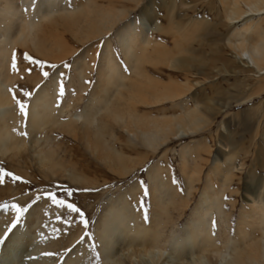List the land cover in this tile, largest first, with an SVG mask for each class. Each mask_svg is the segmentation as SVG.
<instances>
[{"label":"bare ground","instance_id":"6f19581e","mask_svg":"<svg viewBox=\"0 0 264 264\" xmlns=\"http://www.w3.org/2000/svg\"><path fill=\"white\" fill-rule=\"evenodd\" d=\"M143 1L0 0V156L20 162L21 155L30 153L43 173H63L77 183L96 186L103 183L87 177L91 165L77 166L76 162H68L66 155L60 156L59 147L49 141L48 130L58 129L80 138L98 163L125 177L173 138L185 139L209 130L217 118L229 115L234 105L249 104L236 115L238 120L230 119L226 134L219 127L221 154L212 161L192 217L181 233L174 229L194 197L196 185L203 180L202 155L211 153L208 147L204 153L199 151L206 139L182 146L185 193L170 168L159 161L154 163L147 171L153 205L151 221H146L134 205L141 191V184L135 183L130 192L110 197L99 216L97 236L102 256L89 262L92 255L84 250L68 257L64 264H264V0H218L219 9L215 7L217 0H160L157 14L154 3L149 2L141 10L145 27L136 22L120 27ZM153 11L151 19L148 14ZM113 31L127 66L117 61L108 40L97 83L79 113L72 112L81 99L76 95L59 109L56 94L62 86L60 70L47 84L39 77L36 81L40 89L31 103L30 140L20 137L22 129L15 123L17 108L11 107L15 96L10 87L19 78L20 60L27 62L34 53L64 65L77 55L75 75L85 88L95 65L92 44ZM164 35L171 38L170 44L162 38ZM77 44L85 48L79 55ZM160 68L184 76L158 80L152 72ZM228 77L235 81L225 85L223 80L229 82ZM194 88L200 91L196 100H191ZM164 105L169 106L158 110L157 117L140 112L141 108ZM118 129L132 137L127 141V150L117 148L113 142L119 138ZM188 150L198 153L196 157L191 155L197 163L194 167L190 166ZM249 159L252 163L248 166ZM245 171L247 177L240 185ZM234 185L243 188L251 208L243 207L238 238L229 237L227 226L225 234L221 232L220 243L215 232L216 217L229 225L226 200L237 194ZM1 188L4 193L0 197L13 196L14 191H7L12 189L10 184ZM15 212L14 207L0 208V236H4L0 241V264L23 247L43 254L28 264H57L48 253L58 241L50 242V236L42 234L51 227L43 228L41 210L33 209L23 222L10 229Z\"/></svg>","mask_w":264,"mask_h":264},{"label":"rangeland","instance_id":"374dc122","mask_svg":"<svg viewBox=\"0 0 264 264\" xmlns=\"http://www.w3.org/2000/svg\"><path fill=\"white\" fill-rule=\"evenodd\" d=\"M149 2L154 3L156 10L155 14H157L161 1L144 0L143 4H141L133 13H131L126 23L121 24L120 27L130 25V23L133 22L139 23V27L141 28L145 27V23V26L141 24V10L142 8H145L144 5L149 4ZM216 2L217 4L215 5V7L219 9V1L217 0ZM185 8L186 7H184V9ZM155 14L153 11L151 12V14H148V16H150L152 19ZM163 14L164 12H161V15ZM212 14H214V10L212 11ZM202 15L203 13L195 17L199 18V16ZM146 20L148 21L147 17ZM148 22H150L151 24V20H149ZM114 36L115 33L113 31L107 35L100 37L99 39H96L93 42V49L91 53L96 54V57L94 59L95 65L90 72V76H88L86 79V81L88 80L89 82H87V87L85 88L83 87L82 82H80V79L76 77L77 75H75L77 73L75 71L73 63L77 55H72L70 59H68L66 63H64V65H61V63H55L49 59L43 58L34 53H30V56L32 57L26 62L22 58L24 57V55L22 54L24 49L22 50V48H20V50H22V52L20 51V58L22 59L20 60L19 64V78L18 80H16L17 82L15 83V86H10L15 96V103L11 107H15V109L17 108L16 116L18 119H16L17 121L15 123L20 124L19 126L22 129V132L20 131V137H25L26 139L30 140V110L33 97L40 89L41 84L36 81V79H38L39 77L42 78V83L47 84L51 81L57 71L60 70L58 72L61 75L62 86L58 90L59 93L56 94L58 96V106L60 105L59 109L64 106V103L67 104L68 102L74 100L73 97L77 96L81 99L79 100L80 102L77 101L75 103V107H73L72 112L79 113L83 111L84 106L89 100L94 86L97 83L100 60L102 58L103 51L106 47V43H108V40H110L111 44H113L112 48L116 54L117 61H121V64H123V66H127L121 54L120 42ZM162 38L167 39L166 43L170 44L169 42L171 38L168 35H164ZM77 46L79 47V49L76 53L80 54L85 48L83 47L82 49V47H80V45L78 44ZM228 57L230 58L231 56L228 55ZM245 59L250 60L247 56H245ZM152 74L155 78L162 81H171L173 79L171 77L180 78V76H184V73L173 71L168 68H160L156 71H153ZM228 78L229 82H224L223 80V83H225V85L235 81V79L232 77ZM197 89L198 88H194L193 92L190 94L191 98L189 97V99L196 100V96L200 91V89ZM168 106L169 105H164L153 109L141 108L140 112L142 114L152 113L153 116L157 117L159 116L157 111L163 107ZM248 106L249 104L245 106L234 105V107L228 112L229 115L225 116L224 114L223 116L217 118L213 126L209 130L200 131L194 136L185 139L183 137L173 138L172 141L163 146L155 155L149 156V159H147L141 166H139L131 174L125 177H120L119 175L110 171L103 163H98L97 159L91 155L89 150L86 149V146L80 138L58 129H56V131L48 130V136L50 137L49 141L51 145L55 144V146L57 145L59 147L60 156L66 155V160L68 162H76L77 166L90 164L91 172L86 173L87 177L94 181L97 179L99 183L103 184H97L96 186L83 185L81 183L72 181L70 178L68 179L67 176L62 175L63 173H59L60 175L58 174L57 176L45 174L40 171L38 164L35 162L30 153H24L23 155H21L19 157L20 162L16 161V159L13 162L11 159L0 156V193H4L2 191L4 189H2L1 187H3V185L9 184L12 189L7 191H14L12 197L7 194L0 197V208L6 209L14 207L16 210L14 220H16L17 209L18 207H20L22 211L20 213L18 223L23 222L26 219V216H28V213L30 214L33 209L39 208L44 216L43 228L51 227V229L49 230H42V234L44 235V237L50 236V242L58 241L53 249L49 251V253L51 254L49 255V258L57 260V264H64L65 260L68 257H71V255L75 256L77 253H82L84 250H88L92 255L89 258L90 262L92 258H98L102 256L101 250L99 248L100 243H98L99 239L97 236V227L99 224V216L106 209V205L110 197H117L120 193H123V191H129L132 188L133 184L140 183L141 191L138 193L140 199L138 202L134 203V205L137 204L136 208L138 210L141 209L143 215L145 216V220L150 222L152 217L153 205L151 197V187L147 176L149 167L159 161L161 165L170 168V171L173 173L172 175L174 177V180L180 183L182 191L185 193V189L187 187L181 171V167L184 164V153L181 152L182 146L185 145V143L195 144L206 139V142H203V144H201L202 148L199 151H202L201 153H204L205 147H208L211 153L205 152V154L202 155V165L200 167H203V171L201 174L203 180L196 185L194 197H191V200L188 203V207L184 209V212L179 218L174 229L175 233H181V231H183V229L185 228L186 223L192 217L191 214L193 212V209L195 208V202L200 198L201 192L204 187L203 181L212 168V161L217 155L221 154L222 148L220 143L217 142L219 138V134L217 132L219 127H222L221 132L226 134L228 132L227 130L230 129V127L228 126L230 119L234 118L233 120H238L239 118H237L236 115L239 114L242 110H245V108H247ZM65 116L66 118H68V115ZM221 122H223V125L219 126ZM9 123L12 127L15 126L12 120H10ZM237 131L239 132V130ZM116 135L119 138L113 141L115 146L117 148H124L125 150H127V141L129 140V138L132 139V137L126 131H122V129H118V131H116ZM237 138L238 137L236 136L235 140ZM141 150H144L143 147H141ZM253 151L255 150L253 149ZM129 153L136 156V154H134L133 152ZM191 155L196 157L198 153L188 150V156L192 157ZM195 157H192V161L190 162V166L192 167L197 165V163L194 161ZM251 159L248 160V166L252 163ZM235 170L237 173L241 174L240 170ZM242 175H244L243 180H241L240 183L239 181H237L240 185L244 183V179L247 177V171H245V173L243 172ZM240 185H234V188L237 189V194L233 193L234 196L230 195L228 197L229 200H226V212L230 216L229 225L222 223V221L218 217H216L215 232L218 235V240L220 241V243H222V239L220 236L221 232L225 234V229L227 228V226L229 237L238 238V235L236 236V233L239 227V223L241 222L240 217L243 211V207H248V209L251 208V204H249L250 201L245 196V192ZM128 196L130 197V193L128 194ZM76 207L81 210L80 214L76 213V211H79V209H77ZM175 214L177 215V213ZM72 235L79 236H75L77 240L75 239L73 242H70ZM32 250L33 248L30 249V247L17 248L12 253V257L8 258L4 262V264H12L13 261L16 262V264H21V261H23V264H28L29 261H33L39 257H42V253H32ZM0 256H2V254H0ZM1 258L3 259V257H0V259Z\"/></svg>","mask_w":264,"mask_h":264},{"label":"snow or ice","instance_id":"6c2138e0","mask_svg":"<svg viewBox=\"0 0 264 264\" xmlns=\"http://www.w3.org/2000/svg\"><path fill=\"white\" fill-rule=\"evenodd\" d=\"M87 190V189H86ZM77 209H79L78 207H76ZM22 209L20 207H18L17 209V218L15 221H13V223L9 226V228L11 229L12 227H14L18 221H19V218H20V213H21ZM76 213L80 214L81 213V210L79 209V211H76ZM4 238V236H0V241H2ZM48 255H51L50 253Z\"/></svg>","mask_w":264,"mask_h":264}]
</instances>
